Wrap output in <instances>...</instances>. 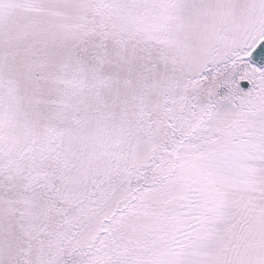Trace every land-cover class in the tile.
Returning <instances> with one entry per match:
<instances>
[{"label": "rangeland", "instance_id": "1", "mask_svg": "<svg viewBox=\"0 0 264 264\" xmlns=\"http://www.w3.org/2000/svg\"><path fill=\"white\" fill-rule=\"evenodd\" d=\"M263 37L264 0H0V264H264Z\"/></svg>", "mask_w": 264, "mask_h": 264}, {"label": "water", "instance_id": "2", "mask_svg": "<svg viewBox=\"0 0 264 264\" xmlns=\"http://www.w3.org/2000/svg\"><path fill=\"white\" fill-rule=\"evenodd\" d=\"M248 58L252 64L264 68V38L250 50ZM240 84L244 89H249L252 86V82L248 80H242Z\"/></svg>", "mask_w": 264, "mask_h": 264}, {"label": "trees", "instance_id": "3", "mask_svg": "<svg viewBox=\"0 0 264 264\" xmlns=\"http://www.w3.org/2000/svg\"><path fill=\"white\" fill-rule=\"evenodd\" d=\"M259 71L260 74L256 77V72ZM244 73L246 74V77L250 80L254 81L256 84L259 82V78L261 76H264V69L258 70V68L255 65H252L249 61L244 66ZM240 77V76H239ZM223 89V88H222ZM240 89V88H239Z\"/></svg>", "mask_w": 264, "mask_h": 264}]
</instances>
